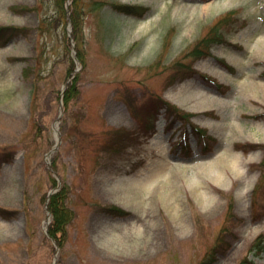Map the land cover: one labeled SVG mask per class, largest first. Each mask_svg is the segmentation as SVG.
Listing matches in <instances>:
<instances>
[{
	"label": "rangeland",
	"instance_id": "obj_1",
	"mask_svg": "<svg viewBox=\"0 0 264 264\" xmlns=\"http://www.w3.org/2000/svg\"><path fill=\"white\" fill-rule=\"evenodd\" d=\"M79 1L74 39L54 0H0V25L17 29L0 45V264H237L264 232V216L252 219L260 179L253 165L264 150L243 146L264 144V45H252L264 32V0H100L148 7L143 17ZM229 11L236 15L225 33L234 46L216 45L196 61L182 57ZM73 44L85 63L74 60ZM177 58L227 88L217 90L201 76L169 79ZM71 68L78 69L79 93L63 104ZM213 94L228 104H217ZM163 99L196 115L169 127ZM145 113L157 115L146 139ZM192 124L209 128V148ZM133 134L139 138L128 143ZM120 135L129 146L118 152L113 142ZM154 137L166 145L161 154ZM56 141L49 154L55 173L46 157ZM227 149L238 152L237 166ZM165 152L172 160L167 177L149 185L133 179L155 169ZM55 175L74 211L59 249L46 231ZM249 256L264 264V253Z\"/></svg>",
	"mask_w": 264,
	"mask_h": 264
},
{
	"label": "trees",
	"instance_id": "obj_2",
	"mask_svg": "<svg viewBox=\"0 0 264 264\" xmlns=\"http://www.w3.org/2000/svg\"><path fill=\"white\" fill-rule=\"evenodd\" d=\"M65 2L66 0H54V3L56 5V8L59 10H65ZM110 3L114 8H117L121 11H125V12H130V13H140L142 14V11L140 7L137 6H128V5H122V4H118V3H113V2H108V1H100L97 0L94 2V8H98V7H102L105 4ZM83 11V7L80 5V1L79 0H72L71 2V8H70V16H71V24H72V32H73V37L74 39H76L77 37V31L78 28L80 26V16L82 14ZM66 17V10H65V15ZM216 26V25H215ZM214 25H212L210 27V30L204 34L203 36H201L194 44L193 47L191 49L188 50V52L183 55L182 57H191V59L193 60L194 58L198 57V56H202L206 53H208L209 50V46L212 43L215 42H222V33L219 31L218 27H215ZM10 29V27H5V26H0V34H5L7 37L10 36L8 30ZM8 32V33H7ZM12 34V33H11ZM5 43V40L0 41V45H3ZM68 48H71V45L68 44ZM78 57L82 60L83 63H85V57L83 56V54L81 53V49H78ZM174 64V71L173 73H171L168 78L172 79L175 76H184L185 74H188L187 69L190 68L191 63H188V61H184V59L182 58H177V60L173 61ZM74 68L69 69V74L70 72L73 70ZM79 76H76L68 85L65 94H64V104H69V102L75 98L77 96V94L79 93L78 88H77V80H78ZM119 145V144H118ZM115 150H117V148L115 147ZM53 167L56 168V164L55 162H53ZM258 166L262 169V175H264V158L262 160V162H260L258 164ZM52 180L54 182V184L56 185V180L54 177H52ZM70 188V187H69ZM68 187L67 185H63L62 188L60 190H58L56 193L52 194L50 196V200L48 203V208L51 211L52 214V218H51V222L49 224V234L51 235L52 238H54L57 242V244L60 246V248L63 247V241H64V237H66L67 234V226L66 224L73 218L74 215V211L72 209H70L68 207V205L66 204V198L68 196ZM232 208V200L229 203V209L231 210ZM118 210V212H124L121 209H117V208H111V210L115 211ZM261 239V237H260ZM224 243L221 242L219 244V247L221 246V244ZM217 246H214V248L212 249V251L209 254L210 258L215 257V254L218 250ZM208 258V259H210ZM241 264H244L243 262Z\"/></svg>",
	"mask_w": 264,
	"mask_h": 264
},
{
	"label": "bare ground",
	"instance_id": "obj_3",
	"mask_svg": "<svg viewBox=\"0 0 264 264\" xmlns=\"http://www.w3.org/2000/svg\"><path fill=\"white\" fill-rule=\"evenodd\" d=\"M259 41L264 45V33H262L259 37ZM258 45V44H257ZM218 101V100H216ZM9 129V128H8ZM8 130H6L7 132ZM164 145L162 143L158 144V148H159V152L162 153V151H164ZM228 155H230L231 157H233L230 160V164L235 167L238 165V155L236 152H233L230 149H227L225 151ZM166 155L167 153H164V157L165 160L162 162L158 163V166L155 169H152L151 171H149L148 173H146L143 176H137L135 178H133L134 180L143 182L144 184H153L155 180H157L159 177H167L170 171V168L172 167L171 162L168 161V159H166ZM214 172H216L219 176H222V173L214 170ZM202 193L206 192V190H204L203 188L201 189Z\"/></svg>",
	"mask_w": 264,
	"mask_h": 264
},
{
	"label": "water",
	"instance_id": "obj_4",
	"mask_svg": "<svg viewBox=\"0 0 264 264\" xmlns=\"http://www.w3.org/2000/svg\"><path fill=\"white\" fill-rule=\"evenodd\" d=\"M53 192V191H52Z\"/></svg>",
	"mask_w": 264,
	"mask_h": 264
}]
</instances>
